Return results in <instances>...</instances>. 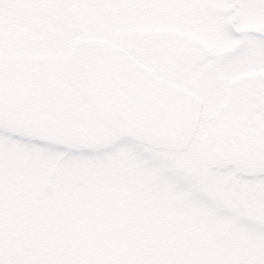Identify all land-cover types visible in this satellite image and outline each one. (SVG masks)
Segmentation results:
<instances>
[{
  "label": "rangeland",
  "instance_id": "rangeland-1",
  "mask_svg": "<svg viewBox=\"0 0 264 264\" xmlns=\"http://www.w3.org/2000/svg\"><path fill=\"white\" fill-rule=\"evenodd\" d=\"M44 2L49 21L56 15L76 18L82 41L123 49L126 59L136 60L155 75L171 72L169 80L176 88L201 99L204 119L186 126L192 130L188 140L174 137L182 133L179 128L168 134L171 137L163 132L164 140H155L135 131L133 123H125L121 116H113L111 109L82 102L79 106L86 113L71 125L94 137L89 149L26 140L0 123V264H28L35 248L27 241L30 228L23 224L38 222L45 205L64 201L66 190L79 209L73 229L90 249L97 243L98 229L106 227L99 220L110 218L97 219L100 212L94 211L87 219L80 210L97 208L103 214L112 204L110 196H115L109 212L114 216L118 212L119 221L129 220L112 223L111 229L130 228L120 232L121 263L160 261L151 259L154 252L143 259V253L140 259L134 257L142 242L126 248L130 234L155 229L151 235L156 246L166 250L173 245V253H179L166 259L172 264H264V175L247 177L204 150L219 124L208 119L227 105L231 82L244 73L264 70V0ZM4 15L24 14L16 5H0V16ZM214 53L224 57L215 59ZM177 98L172 104L175 114L183 111ZM16 224L23 225V232H17ZM97 247L100 253L105 249ZM96 250L89 259L101 257L94 254Z\"/></svg>",
  "mask_w": 264,
  "mask_h": 264
},
{
  "label": "flooded vegetation",
  "instance_id": "flooded-vegetation-1",
  "mask_svg": "<svg viewBox=\"0 0 264 264\" xmlns=\"http://www.w3.org/2000/svg\"><path fill=\"white\" fill-rule=\"evenodd\" d=\"M44 1L0 0V5H16L24 14L0 16V123L16 132L13 121L19 118L50 117L71 125L86 113L79 106L82 102L111 109L113 116L142 132L149 128L155 134L166 132L168 138L175 120L187 131L204 119L201 99L176 88L169 80L171 72L155 75L126 59L123 49L82 41L76 18L56 15L49 21ZM223 55L214 53V58ZM134 76L139 80H129ZM229 89L225 108L208 119L219 124L205 153L211 150L215 161L248 177L264 175V70L244 73ZM175 95L183 104V111L176 114Z\"/></svg>",
  "mask_w": 264,
  "mask_h": 264
},
{
  "label": "trees",
  "instance_id": "trees-1",
  "mask_svg": "<svg viewBox=\"0 0 264 264\" xmlns=\"http://www.w3.org/2000/svg\"><path fill=\"white\" fill-rule=\"evenodd\" d=\"M66 192L69 194L70 190H66ZM68 194L64 195V201H59L58 199V203H56L55 200L52 204H47V206L45 205L44 213L38 216V222L33 223L34 228L28 231L27 241L35 248L31 249L32 259H29L28 264H117V261H119L120 264H124V259L122 260V263L119 260L123 258L122 254H124L122 251L123 246L121 245L119 237L120 232L127 233V231H129L127 229L130 228L127 227L126 231L125 229L121 231V229L118 228L119 231L117 232L116 230L111 229L110 224H122L124 221H128L129 219L119 221L117 220L118 212H115V216L114 213L109 212V210L113 209L115 206L112 204H116L114 200L115 196H110V201L112 204L108 205V208L104 210L103 214H101V211L97 210V208H93L92 210L91 208L83 207L80 210L82 216L85 218L87 217V219H91L94 211L100 212V214L97 215V219L100 218L101 215L110 218V221H105L104 219L99 220V223L106 227L99 228L96 237H94V241L97 242L94 247L95 250L99 249L97 246L100 245L105 248L102 253H100V250H96L94 253L101 255V257L98 256L96 259H89L88 255L93 253L92 251L94 248L90 249L89 245L87 244L88 241H80L78 238L80 233H77V231L73 229L79 209L76 207L75 202L71 201V196ZM101 195H103V192ZM83 201L85 202V200ZM17 214L19 215V211ZM42 220L44 221L42 222ZM52 223H55L58 226L56 227L52 225ZM16 225L20 230L17 232H23L22 228L19 227V224ZM153 230L155 229L147 230L145 235H143L144 232L142 229L139 232L142 233V237L138 235L139 233L137 234V231H135L132 235L130 234V238L126 237V248H128L130 245H140L139 242H142L141 246L138 247L137 252L134 255L136 259H140L141 253H143V259L144 256L149 257L153 255L152 253L154 252V255L151 259L161 260L155 261L151 264H172L166 262V259L172 257V254H174V257H178L179 253L177 251L173 253V245H168L166 250L157 247V240L153 238L154 241H152L151 234H153ZM154 235H156V233H154ZM134 241L137 243L134 244ZM144 242L147 244V246ZM163 245L164 243L161 246ZM141 247H143L142 251ZM126 248L125 253L127 252ZM162 253L163 255H161ZM154 256L156 257L153 258ZM93 257L95 258V256ZM149 260L150 259H145L142 264H147L146 262ZM125 263L130 264V261L126 259Z\"/></svg>",
  "mask_w": 264,
  "mask_h": 264
},
{
  "label": "water",
  "instance_id": "water-1",
  "mask_svg": "<svg viewBox=\"0 0 264 264\" xmlns=\"http://www.w3.org/2000/svg\"><path fill=\"white\" fill-rule=\"evenodd\" d=\"M22 131L30 136L50 142H62L90 147L93 138L82 128L62 126L49 118H28L15 122Z\"/></svg>",
  "mask_w": 264,
  "mask_h": 264
}]
</instances>
